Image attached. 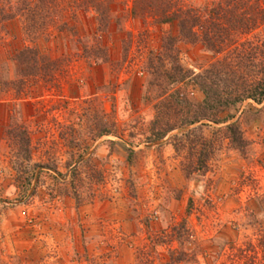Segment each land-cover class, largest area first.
Wrapping results in <instances>:
<instances>
[{"label":"rangeland","instance_id":"rangeland-1","mask_svg":"<svg viewBox=\"0 0 264 264\" xmlns=\"http://www.w3.org/2000/svg\"><path fill=\"white\" fill-rule=\"evenodd\" d=\"M15 3L0 0L4 8ZM118 23L123 29L112 22L93 35L84 17L80 42L49 41L52 57L71 54L48 90L15 100L1 95L0 264H222L228 242L238 245L264 227V98L231 111L240 149L225 138V123L208 121L155 140L154 105L164 88L137 66L156 47L154 34L139 35L138 21ZM20 31L15 18L0 23L4 78L12 76L6 58L24 42ZM93 36L109 58L87 66L80 44ZM177 51L179 65L193 72L209 57L197 44ZM184 88L201 99L196 87ZM101 125L109 134L93 138ZM21 127L32 146L26 185L9 179L18 172L6 163L5 131ZM198 151L203 165L195 164ZM178 250L181 261L171 263Z\"/></svg>","mask_w":264,"mask_h":264},{"label":"trees","instance_id":"trees-1","mask_svg":"<svg viewBox=\"0 0 264 264\" xmlns=\"http://www.w3.org/2000/svg\"><path fill=\"white\" fill-rule=\"evenodd\" d=\"M87 16L93 23V35L106 33L112 22L123 29L118 23L123 17L138 21L142 29L139 35L154 34L156 47L149 48L146 63L137 66L148 75L158 76L162 80L158 85L164 88L154 105L158 111V117L152 120L157 125L155 140L173 129L208 121L225 123L228 142L237 149L243 146L236 121L229 120L231 111L242 101L250 99L260 104L264 98V0H16L14 6L1 5L0 23L19 20L24 42L6 58L12 76L2 77L5 69L0 67V100L1 95L15 100L48 90L46 84L63 75L62 62L71 54L65 52L64 57L61 50L52 57L49 41L73 37L74 42H80L77 27ZM125 34L131 43L133 35ZM178 44L199 45L209 55L206 64L198 72L182 68ZM80 48L87 66L109 58L107 48L94 36L90 44L81 43ZM185 85L196 87L201 99H192ZM260 111L264 114V103ZM103 128L101 125L93 138L109 134ZM5 135L9 140L6 163L18 172L9 179L26 185L30 179V131L27 127L16 131L9 128ZM197 153L202 155L201 151ZM195 164L203 165V157H197ZM227 244L224 264H264V227L259 226L252 237H245L238 245ZM139 253L138 257L142 255ZM181 255L175 251L169 261L179 262Z\"/></svg>","mask_w":264,"mask_h":264}]
</instances>
